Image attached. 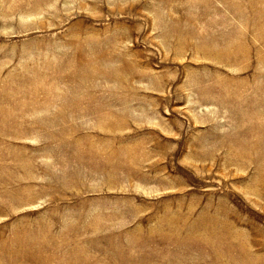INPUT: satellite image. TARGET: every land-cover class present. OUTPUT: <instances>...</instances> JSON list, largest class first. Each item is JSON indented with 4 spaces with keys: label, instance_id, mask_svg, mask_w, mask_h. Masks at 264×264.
<instances>
[{
    "label": "rangeland",
    "instance_id": "374dc122",
    "mask_svg": "<svg viewBox=\"0 0 264 264\" xmlns=\"http://www.w3.org/2000/svg\"><path fill=\"white\" fill-rule=\"evenodd\" d=\"M0 264H264V0H0Z\"/></svg>",
    "mask_w": 264,
    "mask_h": 264
},
{
    "label": "bare ground",
    "instance_id": "6f19581e",
    "mask_svg": "<svg viewBox=\"0 0 264 264\" xmlns=\"http://www.w3.org/2000/svg\"><path fill=\"white\" fill-rule=\"evenodd\" d=\"M222 232V231H221Z\"/></svg>",
    "mask_w": 264,
    "mask_h": 264
}]
</instances>
